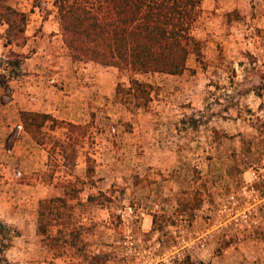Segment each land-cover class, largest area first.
Wrapping results in <instances>:
<instances>
[{
  "label": "rangeland",
  "instance_id": "obj_1",
  "mask_svg": "<svg viewBox=\"0 0 264 264\" xmlns=\"http://www.w3.org/2000/svg\"><path fill=\"white\" fill-rule=\"evenodd\" d=\"M1 1L26 16L23 33L9 10L0 23V116L22 125L1 141L8 260L93 264L103 253L104 264H264V213L246 223L230 200L264 145V0H204L193 29L199 55L181 74L135 75L152 88L147 106L134 109L116 97L126 72L70 56L53 0ZM15 90L33 109L3 110ZM22 111L85 133L48 122L41 146ZM68 184L79 191L47 202L71 193ZM40 210L51 223L45 234Z\"/></svg>",
  "mask_w": 264,
  "mask_h": 264
},
{
  "label": "trees",
  "instance_id": "obj_2",
  "mask_svg": "<svg viewBox=\"0 0 264 264\" xmlns=\"http://www.w3.org/2000/svg\"><path fill=\"white\" fill-rule=\"evenodd\" d=\"M0 23L4 11L19 17L16 30L24 32L26 16L3 5L0 0ZM204 0H53L57 10L59 32L70 56L75 60L92 61L104 66L116 67L129 76L128 85L118 83L116 97L127 108L145 107L150 101V83L135 77L138 74L163 73L177 75L186 69L191 53L199 55L201 43L193 35V29L203 14ZM9 24V23H8ZM10 26V24H9ZM19 63L17 62L16 66ZM21 121L25 130L41 146L46 137L42 131L48 122L49 129L63 124L67 130L77 129L85 133V126L55 119L48 113L22 111ZM83 137V135H82ZM60 145L54 141V147ZM89 160V159H88ZM71 193L63 197L49 198L47 202H65L79 189L68 184ZM88 201L96 199L89 195ZM46 201L41 202L40 207ZM51 212L50 207H47ZM46 213L39 212L37 233L45 234ZM48 219V218H47ZM45 220V221H44ZM8 226L0 222V233L8 234ZM6 232V233H5ZM10 235V233H9ZM52 241L58 240L49 237ZM10 244H0V264H12L5 255ZM93 264H104L105 255H92Z\"/></svg>",
  "mask_w": 264,
  "mask_h": 264
},
{
  "label": "built area",
  "instance_id": "obj_3",
  "mask_svg": "<svg viewBox=\"0 0 264 264\" xmlns=\"http://www.w3.org/2000/svg\"><path fill=\"white\" fill-rule=\"evenodd\" d=\"M17 128L22 129V125L18 124ZM21 172L17 170L15 176L19 177ZM232 198H234L232 196ZM233 204L237 205L241 209L239 216L246 223H257L255 217L252 216L259 211L264 213V208L260 211L257 210V205L264 201V145L261 148L259 158L254 161L249 169L247 178L243 177V180L239 186V199H230Z\"/></svg>",
  "mask_w": 264,
  "mask_h": 264
},
{
  "label": "crops",
  "instance_id": "obj_4",
  "mask_svg": "<svg viewBox=\"0 0 264 264\" xmlns=\"http://www.w3.org/2000/svg\"><path fill=\"white\" fill-rule=\"evenodd\" d=\"M15 95H17V97L15 99H10L9 101H7L5 104H2L3 105V110L4 111H7L8 109L12 108V107H19V106H23V107H27V108H30L32 107L31 105H33V102L32 101H28L27 99L26 100H22L21 97L18 95V90H15ZM34 95L31 94V97H33ZM36 98V97H35ZM34 98V99H35ZM42 107V106H41ZM33 109V107H32ZM55 110V109H54ZM0 117H3L2 118V121H0V152L2 150L1 146V141L3 139V135H6L8 133V131H12L13 127H15L17 129V125L18 124H21L19 120H16L14 121L13 123L11 121H9V118L8 116L4 115V116H0ZM6 118V119H5ZM19 132V130H18ZM21 134V133H20ZM21 137V136H20ZM18 137V139L20 138ZM16 143H18V140H16L13 148H16L15 145ZM12 148V149H13ZM11 151V150H10ZM51 259H49L50 261ZM50 264V263H49Z\"/></svg>",
  "mask_w": 264,
  "mask_h": 264
}]
</instances>
